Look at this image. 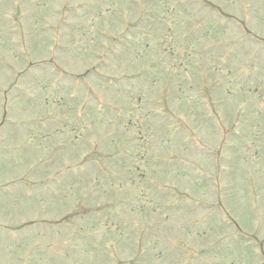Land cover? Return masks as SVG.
I'll list each match as a JSON object with an SVG mask.
<instances>
[{
    "label": "rangeland",
    "instance_id": "obj_1",
    "mask_svg": "<svg viewBox=\"0 0 264 264\" xmlns=\"http://www.w3.org/2000/svg\"><path fill=\"white\" fill-rule=\"evenodd\" d=\"M0 264H264V0H0Z\"/></svg>",
    "mask_w": 264,
    "mask_h": 264
}]
</instances>
